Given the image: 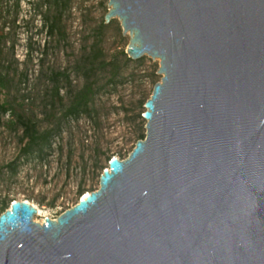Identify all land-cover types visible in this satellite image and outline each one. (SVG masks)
<instances>
[{
	"label": "water",
	"instance_id": "1",
	"mask_svg": "<svg viewBox=\"0 0 264 264\" xmlns=\"http://www.w3.org/2000/svg\"><path fill=\"white\" fill-rule=\"evenodd\" d=\"M159 60L146 136L56 219L15 201L0 264H264V0H109Z\"/></svg>",
	"mask_w": 264,
	"mask_h": 264
},
{
	"label": "rangeland",
	"instance_id": "2",
	"mask_svg": "<svg viewBox=\"0 0 264 264\" xmlns=\"http://www.w3.org/2000/svg\"><path fill=\"white\" fill-rule=\"evenodd\" d=\"M37 5L40 0H20L18 13L11 3L0 14V32L4 29L7 37L0 43V64L7 80L0 102L12 101L14 109L44 130L54 126L64 109L58 102L50 105L53 73L67 72L72 89H79L83 79L75 65L95 45L102 59L114 61L119 71L115 82L109 83L111 67L98 70L94 78L102 88L92 101L91 117L65 121L47 159L21 160L14 176L6 167L19 154L21 132L13 134L0 126V215L4 204L8 209L15 201H26L39 209L35 222L42 223L46 218L56 219L84 193L98 190L100 176L112 158L129 156L139 135H146L144 102L162 76L157 73L159 60L128 57L130 37L123 35L120 21L105 23L109 0H71L62 16L61 32L52 36L38 14L47 12L49 6L37 9ZM62 85L63 96L69 86ZM10 119L7 114L3 120Z\"/></svg>",
	"mask_w": 264,
	"mask_h": 264
},
{
	"label": "trees",
	"instance_id": "3",
	"mask_svg": "<svg viewBox=\"0 0 264 264\" xmlns=\"http://www.w3.org/2000/svg\"><path fill=\"white\" fill-rule=\"evenodd\" d=\"M41 5H37L39 9L42 4L48 5L47 12H39L38 14L43 17V27L46 29V33L49 36L58 34L61 32L60 24L63 14L70 9L71 0H40ZM14 6L16 13L20 10V0H0V14L3 12V8H10V4ZM52 11H54L52 13ZM16 19L13 23H16ZM104 26H102L103 28ZM4 29L0 32V43L5 40L6 34ZM1 55V51H0ZM125 55V54H123ZM102 52L98 45H95L92 50L85 53L82 61H79L75 65V70L82 76L83 85L79 89H72L70 76L67 72H55L52 74V88H51V106H54L55 102L63 105V113L60 118H56V122L53 127L40 130L38 124L31 118L26 116L22 112H18L13 107L12 101L0 102V126L5 127L10 133L16 134L21 132L18 137L19 154L14 162L8 164L6 168L10 170L12 176L17 173V168L21 164V160L29 161L30 159L37 157L40 161H45L50 155L53 141L61 134L62 124L68 120H79L81 117H91L92 115V101L95 95L101 90L102 87L98 86L94 76L98 70L111 67L112 74L109 83H114V79L119 74L118 68L114 61L106 62L102 59ZM62 83L69 86L65 95H61L60 91L63 87ZM7 84L6 76L2 72V66L0 64V90L5 89ZM147 101V100H146ZM144 102V104L146 103ZM10 114L11 119L4 121V117ZM49 117H54L49 114ZM145 134H140L138 141L145 138ZM83 193L79 191V195ZM5 204L2 206L4 210Z\"/></svg>",
	"mask_w": 264,
	"mask_h": 264
},
{
	"label": "bare ground",
	"instance_id": "4",
	"mask_svg": "<svg viewBox=\"0 0 264 264\" xmlns=\"http://www.w3.org/2000/svg\"><path fill=\"white\" fill-rule=\"evenodd\" d=\"M88 195H89V193H84V194L82 195V198L85 199ZM37 210H38V212H39V209H38V208H37ZM34 221H35V218H34Z\"/></svg>",
	"mask_w": 264,
	"mask_h": 264
},
{
	"label": "flooded vegetation",
	"instance_id": "5",
	"mask_svg": "<svg viewBox=\"0 0 264 264\" xmlns=\"http://www.w3.org/2000/svg\"><path fill=\"white\" fill-rule=\"evenodd\" d=\"M5 210H6V208L3 211H5Z\"/></svg>",
	"mask_w": 264,
	"mask_h": 264
}]
</instances>
